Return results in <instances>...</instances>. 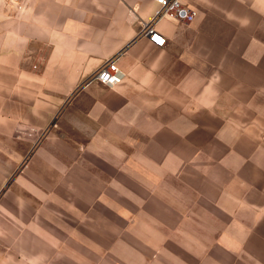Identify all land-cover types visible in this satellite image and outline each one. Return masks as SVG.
<instances>
[{
	"label": "crops",
	"instance_id": "obj_1",
	"mask_svg": "<svg viewBox=\"0 0 264 264\" xmlns=\"http://www.w3.org/2000/svg\"><path fill=\"white\" fill-rule=\"evenodd\" d=\"M184 1L163 47L149 0L6 8L0 142L60 120L5 193L0 264H264V0ZM115 55L123 82L86 85Z\"/></svg>",
	"mask_w": 264,
	"mask_h": 264
},
{
	"label": "rangeland",
	"instance_id": "obj_2",
	"mask_svg": "<svg viewBox=\"0 0 264 264\" xmlns=\"http://www.w3.org/2000/svg\"><path fill=\"white\" fill-rule=\"evenodd\" d=\"M11 5V0H0V24L4 23V16L6 12L5 10ZM4 32L5 29L3 28L1 34H4ZM186 38L191 40L194 39V36L189 33ZM186 38L184 37V39ZM175 67H178L177 71H181L180 66ZM59 120L60 113L58 112L47 121L41 119L31 121L35 123L38 122V124L40 122H44V124L46 125L45 127L39 126L26 129L14 126L12 132V143L10 144L6 142H0V173L2 174L5 169H7V171L12 169V176L4 177L3 175H0V216L5 215L4 200L6 191L14 198H20V196L23 194L17 186L13 190L10 189L11 183H13L12 179H15V174H17V172H19L22 167H24L26 162L38 150L43 142L49 136L53 135L54 129L58 128ZM0 135L3 136L2 133H0ZM3 140L4 139H2L1 141ZM50 151L54 150L50 148Z\"/></svg>",
	"mask_w": 264,
	"mask_h": 264
},
{
	"label": "built area",
	"instance_id": "obj_3",
	"mask_svg": "<svg viewBox=\"0 0 264 264\" xmlns=\"http://www.w3.org/2000/svg\"><path fill=\"white\" fill-rule=\"evenodd\" d=\"M21 6L19 0H11ZM25 3L26 0H20ZM156 4L157 9L149 21L143 23L140 35L147 36L148 41L158 47L166 44V37L157 29L156 23L162 19L189 23L196 19L197 11L184 0H149ZM19 3V4H18ZM119 55L108 59L101 68L86 83L98 82L108 87H114L123 82L124 73L118 66Z\"/></svg>",
	"mask_w": 264,
	"mask_h": 264
}]
</instances>
